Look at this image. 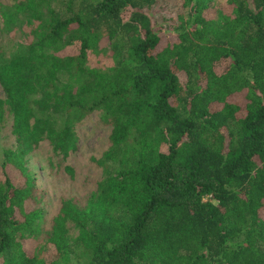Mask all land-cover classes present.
Wrapping results in <instances>:
<instances>
[{"label":"trees","instance_id":"16d2710c","mask_svg":"<svg viewBox=\"0 0 264 264\" xmlns=\"http://www.w3.org/2000/svg\"><path fill=\"white\" fill-rule=\"evenodd\" d=\"M159 1L0 3L7 34L29 27L0 45V128L14 139L0 264H47L27 158L41 143L69 156L95 112L110 128L102 178L60 195L51 264H264V0H178L160 21ZM102 42L114 64L100 71L86 61Z\"/></svg>","mask_w":264,"mask_h":264},{"label":"rangeland","instance_id":"374dc122","mask_svg":"<svg viewBox=\"0 0 264 264\" xmlns=\"http://www.w3.org/2000/svg\"><path fill=\"white\" fill-rule=\"evenodd\" d=\"M13 0H0L1 4L11 3ZM214 4L226 0H213ZM178 0H160L154 9L151 10L153 18L159 21L164 17L174 16L177 12ZM22 26V25H21ZM23 30L24 32H22ZM19 30L16 28L10 33H6L3 25L0 24V45L8 48L14 45L16 41H23L29 33V27L23 23ZM114 64L113 53L109 45L104 42L99 47L90 49L86 65L100 71L106 70ZM0 96L2 89L0 87ZM109 127L102 124L99 113L95 112L85 116L74 126L76 134V151L71 152L69 156L62 157L57 155L46 144L41 143L34 152L27 158V166L30 174L35 180L41 196L42 220L40 221L41 233L38 235L40 240L39 247L43 245L42 257L47 264L57 259L51 246L46 244L44 230L49 228L51 217L56 213L59 205V197L62 192L73 195L77 199L81 195L96 188V183L102 178V169L97 160L100 159L107 150ZM14 139L10 133V123L0 128V180H1V162L3 159L2 149L13 147ZM71 225V224H70ZM71 232H77L71 227ZM36 239V238H29ZM30 240L25 241L29 246ZM37 244V241H36ZM66 264H76L70 260Z\"/></svg>","mask_w":264,"mask_h":264}]
</instances>
